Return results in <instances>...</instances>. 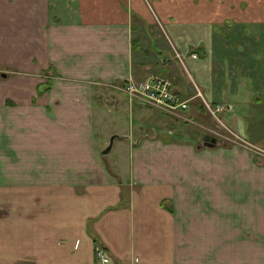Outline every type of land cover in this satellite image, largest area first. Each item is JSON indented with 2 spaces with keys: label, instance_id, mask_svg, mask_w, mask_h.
<instances>
[{
  "label": "crops",
  "instance_id": "1",
  "mask_svg": "<svg viewBox=\"0 0 264 264\" xmlns=\"http://www.w3.org/2000/svg\"><path fill=\"white\" fill-rule=\"evenodd\" d=\"M166 35L226 107L229 142L203 146L209 118L201 144L174 140L117 90L150 72L180 79ZM188 85L175 88L196 117ZM126 109L153 135L110 162L97 130ZM257 147L264 0H0V264H96L99 248L111 264H264Z\"/></svg>",
  "mask_w": 264,
  "mask_h": 264
},
{
  "label": "rangeland",
  "instance_id": "2",
  "mask_svg": "<svg viewBox=\"0 0 264 264\" xmlns=\"http://www.w3.org/2000/svg\"><path fill=\"white\" fill-rule=\"evenodd\" d=\"M162 27L163 26L160 25L159 28L161 30L162 29L164 30V28H162ZM165 40H166L169 48L173 51L174 58L179 62V65L181 68L180 69L181 75L179 77L180 81L177 79H172V78H171L172 80L170 81V80L165 79L162 76V74H160V73L157 74V73H151V72L148 73L147 74L148 76H146V78H144L143 80H146L149 76H156L158 78H163V79H165L171 83L172 91L174 93H176L177 95L181 96L182 99H184L185 97L179 93L180 88L179 89L175 88L176 83H182V85H183V83L185 82L186 86L188 84H190V85H188V87H192V91H193V93H195L194 98H196L198 100V103H199V105L196 109V113L199 115L196 117L191 116V112L188 111L189 100H187V99H184V100L188 101V103H187L188 109L185 110V112L174 114V113H168V112H165L162 110L160 111L159 109L155 108L154 106L142 105V104L137 103L134 100H132L131 96L126 91L123 90V88H122L123 85H121V84L125 83L126 81L119 84V86H117V90L119 92H121L122 94H124L128 98L130 104H140L142 106H146L147 108L155 110L157 113H159L161 115V118H160L161 122H160V124L156 125L155 131L156 130H158L159 132L164 131L167 134H171L170 137L174 140H177V141L186 140L187 137L191 138L193 136V140L196 139L199 142V144H201L202 143L201 134L203 133V130L201 129V123H205L204 121H206L209 118V120H207V121L211 122V126H210V128H208V131H207V129H206V131L211 136H214L216 139L221 140V142H222V140L229 142V140H228L229 136L228 135H227L228 137L226 136L227 138H223V137L218 135L219 131L223 132L221 134L226 133V132H224V131H226L225 124L217 122L216 119L214 118V115H212V113L208 110V107L210 106L211 111H214L215 105L209 104V102H207V100L204 98L202 91L199 89L198 85L194 82L193 78L188 73L186 66H185V63H184V58L178 52L174 42L171 41L172 39H170L166 35ZM193 59H196V58H193ZM149 71H151V70H149ZM128 81L129 82L130 81L138 82L140 80L135 79L133 77H130L128 79ZM188 89H190V88H188ZM220 114L221 113H219V116H221ZM217 116H218V113H217ZM149 119L152 120L153 117H150ZM150 120L148 122V120L146 119V123H149L150 128H151L152 121H150ZM221 122H222V119H221ZM132 126H133V129H132ZM137 127L138 126H136V124L134 123L133 115L128 112V109H126L123 112V116L119 115V118H117V119L107 120L106 125H105L103 130H100V128H98L97 131L101 135H103V139H102L103 142L107 143L106 147L109 145L111 138L115 137L112 141L113 148L111 149L110 154L105 156L107 160H109L110 162L111 161H120V162L126 161L127 155H125L124 151L118 152L119 147L121 145H122V147L120 150H123L124 149L123 145L127 144L128 142L131 144L135 143L137 140L142 138L145 134L146 135H153L154 130L152 128L149 130L144 129V131L142 130L141 133H137L136 132ZM231 139L236 140V137L231 138ZM113 142H114V145H113ZM256 151H257L256 152L257 160L258 161L264 160V148L257 147ZM99 249H101V248H99ZM97 251H98V249H96V252H95L96 264H111L109 257L107 255H105V253H103V255L108 260V262L102 263V261H100L98 258ZM133 264H137V260H135Z\"/></svg>",
  "mask_w": 264,
  "mask_h": 264
},
{
  "label": "built area",
  "instance_id": "3",
  "mask_svg": "<svg viewBox=\"0 0 264 264\" xmlns=\"http://www.w3.org/2000/svg\"><path fill=\"white\" fill-rule=\"evenodd\" d=\"M191 57L197 58L196 54H192ZM121 85H123V90L131 96L132 100L142 105L154 106L160 111L174 114L185 112L188 109V101L174 93L171 89V83L163 78L149 76L146 80H140L138 82H129L127 80ZM215 109L211 111L210 106L208 107V110L214 115L216 121L222 123L219 113H222L226 107L223 105H215ZM97 253L102 263L108 262L103 255V250L98 249Z\"/></svg>",
  "mask_w": 264,
  "mask_h": 264
},
{
  "label": "water",
  "instance_id": "4",
  "mask_svg": "<svg viewBox=\"0 0 264 264\" xmlns=\"http://www.w3.org/2000/svg\"><path fill=\"white\" fill-rule=\"evenodd\" d=\"M115 137L111 138L110 143L107 147L104 148L102 154H107L110 152L111 148H112V141ZM217 139L215 137H212L210 135H205L203 137V146L206 147H213L216 144Z\"/></svg>",
  "mask_w": 264,
  "mask_h": 264
}]
</instances>
